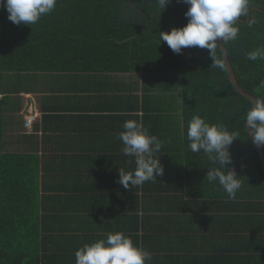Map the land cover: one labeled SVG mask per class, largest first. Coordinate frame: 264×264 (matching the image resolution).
<instances>
[{
    "label": "crops",
    "instance_id": "obj_1",
    "mask_svg": "<svg viewBox=\"0 0 264 264\" xmlns=\"http://www.w3.org/2000/svg\"><path fill=\"white\" fill-rule=\"evenodd\" d=\"M160 43L164 51L120 64L67 53L64 64L1 73L2 151L38 158L40 264H75L84 244L116 232L151 251L146 264H264L263 202L209 197L201 191L214 184L188 176L206 171L183 160V76ZM32 112L39 117L28 128ZM129 119L164 142L165 171L126 190L119 169L134 170L135 158L117 136Z\"/></svg>",
    "mask_w": 264,
    "mask_h": 264
},
{
    "label": "trees",
    "instance_id": "obj_2",
    "mask_svg": "<svg viewBox=\"0 0 264 264\" xmlns=\"http://www.w3.org/2000/svg\"><path fill=\"white\" fill-rule=\"evenodd\" d=\"M189 7L183 0H172L165 10L157 0H57L54 11L34 25H16L9 21L6 8H0V75L64 64L60 57L67 53L115 58L120 64L126 56L133 60L137 55L146 56L149 49L164 51L159 32L184 27ZM237 26L238 38L224 43L231 65L240 86L264 99V59H247L248 52L264 47V0H250L249 14L241 17ZM121 50L118 57L112 56ZM169 52L175 54L173 59L180 64L174 65L175 70L183 76V160L188 171H206L188 176H206L207 168L215 166L203 152L193 153L188 148V122L200 115L240 133L230 147V168H235L243 182L236 199H260L264 205V170L246 126V113L253 101L231 81L220 43L216 55L223 60L224 70L211 67L213 60L207 49L189 47L180 54ZM139 64H145L144 60ZM1 134L0 127V264H40L38 158L3 152ZM201 192L219 198L223 194L225 201H233L217 184Z\"/></svg>",
    "mask_w": 264,
    "mask_h": 264
},
{
    "label": "clouds",
    "instance_id": "obj_3",
    "mask_svg": "<svg viewBox=\"0 0 264 264\" xmlns=\"http://www.w3.org/2000/svg\"><path fill=\"white\" fill-rule=\"evenodd\" d=\"M171 2L157 0L163 10ZM183 2L190 6L185 13L188 23L182 28L174 27L170 32H159L160 42H166L176 54L189 47L207 49L213 60L211 67L224 70L223 60L216 55L217 43L222 41L226 44L238 38L237 25L241 17L249 14L250 0ZM56 4L57 0H0V8H6L9 21L16 25L36 24L43 16L52 13ZM247 59H264V47L248 52ZM261 86L264 87V82ZM246 126L253 143L257 147H264V99H257L247 111ZM122 127L124 130L117 136L123 145L121 151L125 156L135 158L136 167L131 171L119 169L118 183L130 190L163 176L165 170L157 153L161 151L164 142L151 134L141 121L129 119ZM239 136L238 131H230L224 124L211 123L200 115L193 116L188 122V148L193 153L203 152L215 165L207 168L205 179L210 184H218L228 198L233 200L243 185L241 175L234 167L230 168L233 165L230 147ZM75 257V264H146L152 260L153 255L150 250L136 245L130 236L116 232L108 233L106 239L84 244L76 251Z\"/></svg>",
    "mask_w": 264,
    "mask_h": 264
},
{
    "label": "water",
    "instance_id": "obj_4",
    "mask_svg": "<svg viewBox=\"0 0 264 264\" xmlns=\"http://www.w3.org/2000/svg\"><path fill=\"white\" fill-rule=\"evenodd\" d=\"M220 43V42H219ZM220 47H221V50H222V53L224 55V58H225V61H226V64L228 66V69H229V72H230V79L231 81L235 84V86L237 87V89L240 91L241 94H243L244 96L246 97H249L252 101H253V106H254V103L255 101L257 100V97L247 91H245L239 84L237 78H236V75H235V72L233 70V67L231 65V61L229 59V56H228V53H227V50H226V47H225V44L221 41L220 43ZM257 147V146H256ZM258 149V152H259V155H260V161H261V164H262V167H263V170H264V151H263V148L262 147H257Z\"/></svg>",
    "mask_w": 264,
    "mask_h": 264
},
{
    "label": "built area",
    "instance_id": "obj_5",
    "mask_svg": "<svg viewBox=\"0 0 264 264\" xmlns=\"http://www.w3.org/2000/svg\"><path fill=\"white\" fill-rule=\"evenodd\" d=\"M38 113H30L25 117V125L29 128L32 127L33 122L37 118Z\"/></svg>",
    "mask_w": 264,
    "mask_h": 264
},
{
    "label": "rangeland",
    "instance_id": "obj_6",
    "mask_svg": "<svg viewBox=\"0 0 264 264\" xmlns=\"http://www.w3.org/2000/svg\"><path fill=\"white\" fill-rule=\"evenodd\" d=\"M6 23H9V21H8V22H6ZM6 76H7V77H10V76H11V74H7V75L5 74V77H6Z\"/></svg>",
    "mask_w": 264,
    "mask_h": 264
}]
</instances>
